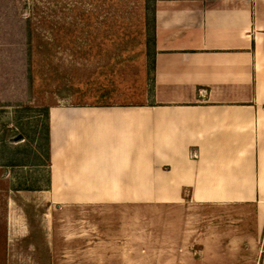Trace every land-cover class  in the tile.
Listing matches in <instances>:
<instances>
[{"label": "crops", "instance_id": "crops-1", "mask_svg": "<svg viewBox=\"0 0 264 264\" xmlns=\"http://www.w3.org/2000/svg\"><path fill=\"white\" fill-rule=\"evenodd\" d=\"M154 10L142 103L49 109L48 215L185 198L252 209L264 264V0H155ZM14 209L5 247L25 236Z\"/></svg>", "mask_w": 264, "mask_h": 264}, {"label": "rangeland", "instance_id": "rangeland-1", "mask_svg": "<svg viewBox=\"0 0 264 264\" xmlns=\"http://www.w3.org/2000/svg\"><path fill=\"white\" fill-rule=\"evenodd\" d=\"M152 5L0 0V264H260L252 209H207L185 198L49 217L43 190H17L46 186L47 109L144 101L154 55ZM14 208L26 214L25 236L5 247Z\"/></svg>", "mask_w": 264, "mask_h": 264}, {"label": "trees", "instance_id": "trees-1", "mask_svg": "<svg viewBox=\"0 0 264 264\" xmlns=\"http://www.w3.org/2000/svg\"><path fill=\"white\" fill-rule=\"evenodd\" d=\"M154 2L155 0H153V5H152V14H153V18H154V26H155V10H154ZM154 30H155V27H154ZM26 31H30L29 29V23L27 22V29ZM30 33V32H29ZM29 47H31V41L29 42ZM32 48V47H31ZM30 48V50H31ZM29 54L31 55L32 54V50L29 52ZM29 70L31 71V68H29ZM29 71V74H28V80H29V84H32L33 83V72H30ZM112 91L114 90H109V91H106L105 94H110ZM110 104H102L100 106H109ZM48 116H49V109L46 110V120H47V124L46 126L44 127V147H45V150H44V162L47 164L46 166L48 167V178H47V183H46V186L49 182V175H50V169H49V161H50V147H49V124H48ZM44 186L43 188L36 185L35 187H29V188H20V189H17V190H42V189H45Z\"/></svg>", "mask_w": 264, "mask_h": 264}]
</instances>
